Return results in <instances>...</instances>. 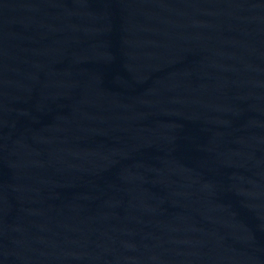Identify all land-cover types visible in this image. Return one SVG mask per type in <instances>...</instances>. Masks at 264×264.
Returning a JSON list of instances; mask_svg holds the SVG:
<instances>
[{
	"label": "water",
	"instance_id": "1",
	"mask_svg": "<svg viewBox=\"0 0 264 264\" xmlns=\"http://www.w3.org/2000/svg\"><path fill=\"white\" fill-rule=\"evenodd\" d=\"M0 264H264V0H0Z\"/></svg>",
	"mask_w": 264,
	"mask_h": 264
}]
</instances>
